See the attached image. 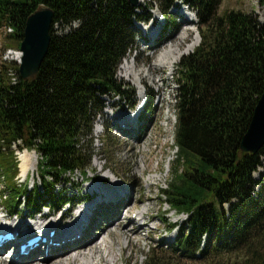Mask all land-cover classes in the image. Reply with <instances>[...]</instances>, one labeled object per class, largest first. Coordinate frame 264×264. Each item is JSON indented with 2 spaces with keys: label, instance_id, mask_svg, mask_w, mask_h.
Listing matches in <instances>:
<instances>
[{
  "label": "trees",
  "instance_id": "1",
  "mask_svg": "<svg viewBox=\"0 0 264 264\" xmlns=\"http://www.w3.org/2000/svg\"><path fill=\"white\" fill-rule=\"evenodd\" d=\"M176 2L195 12L199 43L175 66L180 169L161 190L168 209L186 215L173 251L197 259L243 251L240 264H264V174L253 177L264 145L255 154L238 149L264 91V22L237 10L218 15L220 0H147L146 8L127 0H0V54L18 50L25 20L38 6L53 11L49 45L34 80H21L17 63L0 55L4 208L13 216L22 197L32 214L72 202L64 187L76 172L87 178V146L104 97L132 104L133 92L127 98L115 75L133 47L134 23L149 18L138 11L156 3L168 17ZM12 146L36 154L39 181L30 191L14 181ZM155 256L145 264H167Z\"/></svg>",
  "mask_w": 264,
  "mask_h": 264
},
{
  "label": "rangeland",
  "instance_id": "2",
  "mask_svg": "<svg viewBox=\"0 0 264 264\" xmlns=\"http://www.w3.org/2000/svg\"><path fill=\"white\" fill-rule=\"evenodd\" d=\"M145 3L147 0H142L137 5L143 7ZM178 3L180 2H176ZM180 5L187 17L175 16L173 13H177L174 12L177 8L171 7L166 12L168 17L165 18L163 37L160 38L162 40L159 39L158 45L151 49H147L148 45L142 43V36L139 35H144V32L140 30L137 32L135 25L133 47L122 59L115 77L120 90H126L127 98H130L133 92L132 99L136 100L140 92L147 95L149 101L144 105L145 110L138 116L137 111L125 106L129 103L128 100L125 104L122 99L120 102L116 97L114 99L104 97V108L96 117L92 141L87 146L92 155L87 178L76 172L71 176L72 182L64 187L69 192L68 196L72 202L66 203L60 212L43 208L40 213L33 215L26 207L25 197H22L19 199V206L14 209V215L10 216L2 202L3 184L0 183V228H19L28 234L53 226L56 227L57 233L61 234L67 231L72 223L79 222L77 216L89 211L87 205L95 204L93 218L87 230L83 231V237L88 241L85 244L81 243L85 249L72 251V248L58 257L59 264H145L147 256L155 255L157 260L165 261L167 264L241 263L245 256L243 251L221 254V256L210 254L204 259H197V254L195 258H187L186 254L173 251L175 247L172 245L178 225L185 220L186 215L169 210L164 204L161 190L166 188L174 169H180L175 161L174 147L175 80L177 79L175 66L181 56L191 52L199 43L195 12L181 3ZM151 7V9L144 8L138 13L149 15L147 26L154 21V18L156 21L153 25L160 26L162 21H157L161 13L157 4L153 3ZM229 10L252 13L259 22H264V5H260L257 0H220L216 14L221 15ZM188 19L190 22H187ZM171 36L175 38L171 39ZM169 51L179 52L178 59L171 66L168 63L171 60ZM0 55L1 58L4 57V54ZM164 57L168 58L163 60L160 68L159 62ZM149 68L154 70L148 71ZM139 77L142 83H139ZM114 118L117 120L126 118L128 129L133 131L124 133V127L115 122ZM136 120L139 125L138 131L130 127V125L134 126ZM11 149L16 163L14 181L30 191L32 183L36 179L39 181L36 176V154L32 150H18L15 146ZM21 159L26 163L23 168ZM260 174H264V156L261 157V166L253 177L257 179ZM122 188L129 189L130 192L124 196L118 212L110 208V205L104 206L98 203L99 195L95 199L93 197L91 202L88 200L87 193L91 191L99 193L108 189L122 191ZM76 189L80 191L76 192ZM16 215L21 216L20 219ZM26 215L33 217L27 220ZM42 215L46 217L43 218ZM2 216L8 217L9 221H3ZM171 223L176 226L170 231ZM27 225H31V229L27 228ZM7 248H3L2 253L0 252V264H52L57 257L44 256L47 253L42 254L41 257L35 254L29 260L10 262L7 256L9 252L5 251Z\"/></svg>",
  "mask_w": 264,
  "mask_h": 264
},
{
  "label": "bare ground",
  "instance_id": "3",
  "mask_svg": "<svg viewBox=\"0 0 264 264\" xmlns=\"http://www.w3.org/2000/svg\"><path fill=\"white\" fill-rule=\"evenodd\" d=\"M141 1L142 0H137V4L140 3ZM176 8H177V10H174V12H177L178 14L173 13L175 16L178 15V17H180V18L187 17V15H185V13H186L185 10H183V8L181 7L180 4H176V6H174V9H176ZM159 15H160L159 16L160 19L157 22L162 21L160 26L158 24H156L155 26L153 25L154 22L156 21L155 18L153 19L154 21L152 20L153 22L148 23L149 24L148 26H147V22H146L147 20H145V21L142 20V21H138L137 23H134V27H135V25L137 26L136 31L140 30L141 32L142 31L144 32V35H139V36H142V38H141L142 43H144L145 45H148L147 49H151L154 46H157L158 45L157 41L162 40L160 38L163 37V32H164L163 28H164V25L166 24L165 18H167V17L164 16L162 13ZM187 22H190V19H188ZM170 38L174 39L175 37L171 36ZM170 38H168V39L170 40ZM176 51H177V49H176ZM173 52L174 51H169V54L171 56V58H170L171 60H170V62H168V61L167 62L170 64V66L176 62V60L178 59V56H179V54H178L179 52L178 53L177 52L173 53ZM167 58L168 57H164L163 59L160 60V62H159L160 68H161V65L163 63V60H166ZM149 70L153 71L154 68H149L148 71ZM139 78H138V81L140 80L139 83H142L141 78L140 79ZM159 81H161V80H159ZM152 82H153V80H152ZM148 101H149V98L147 97V95H143L142 93L138 92L136 100L133 99V103L130 104V106H127V105H125V106L128 109L137 111L138 116H139L141 114V112H143L145 110L146 107L144 108V105L147 104ZM114 121L120 123L121 126L124 127V133H129V131L132 130V129L131 130L128 129L129 126H127L128 121L126 118H124L123 120L119 119V118L117 120L116 118H114ZM130 127L133 128L134 130L138 131L139 125L137 124V120L134 123V126L132 127L130 125ZM137 127H138V129H136ZM95 133L96 134L98 133L97 129H95ZM20 161L22 163V168H23L26 164L24 162L25 160L21 159ZM24 171L25 170L23 169L22 172H24ZM122 189H123L122 191H117L115 189H113V190L108 189V190L101 191V193H99L97 191H91L90 193H87L88 194V200H89V202H91L93 197L95 199V197L97 195H99L100 200L98 203L103 204L104 206L110 205L111 206L110 208H114V211L118 212L117 210L119 209V207L121 205V201L124 199V196L126 194H129V192H130L129 189H126V188L125 189L122 188ZM87 206H88L87 208H89V211L86 212V214H84L82 216H77L79 218V222L77 221V223H72V225L69 227V229L67 231H64L61 234L57 233L56 227L53 228V226L50 228L44 227V229L36 230L34 232H30V233L26 234V236H21V233H20L21 230L19 228H15V229L9 228V227L0 228V233H2L3 235L11 234L13 237V239L10 241L0 240V252L2 251L3 248L5 249L8 247L7 249H9V248L15 247L13 250H10V251H7V249H6V252H9L12 254L9 258L10 262H16V261H19L21 259H23V261L32 259L31 257L35 254L39 255L38 257H41V255L38 254L37 252L39 250H44V251L48 252L44 256H48V255L49 256H53V255L57 256L55 258V263L59 264L60 258H58V257H60L64 253H67L72 248H73L72 251H74V249H76V251H80V250L85 249V247L83 246V244L81 245V243L83 242L85 244V242H88V241L83 237V231L87 230L89 222H90L91 218H93V213H94V209H93L94 207L93 206H95V204H93V205L89 204ZM49 209L50 208H48V211H49ZM60 211L61 210H58L55 212H60ZM40 212L41 211H39L38 213H40ZM35 214H37V213H35ZM33 215L32 216L26 215L25 217L27 218V220H31ZM16 217L18 219H20L21 216L16 215ZM41 217L45 218L46 215H42ZM1 219L5 222L9 221V218L5 217V216H2ZM30 227H31L30 225H27V228L31 229ZM28 237H30L31 239H37V241L34 243V244H37V246L34 247V246H28L25 244L24 245V251H28V252L26 255H24L20 251V248L18 245L22 244V241L24 239H28ZM42 240L44 242H41ZM89 251H91V250H89ZM90 253H92V251ZM80 255H83V254H80ZM75 256H78V255H75ZM55 263L53 262L52 264H55Z\"/></svg>",
  "mask_w": 264,
  "mask_h": 264
},
{
  "label": "water",
  "instance_id": "4",
  "mask_svg": "<svg viewBox=\"0 0 264 264\" xmlns=\"http://www.w3.org/2000/svg\"><path fill=\"white\" fill-rule=\"evenodd\" d=\"M131 6L137 0H127ZM53 11L38 6L25 20L17 57V73L21 80H34L45 57L50 41ZM264 145V91L258 97L238 149L241 153L255 154Z\"/></svg>",
  "mask_w": 264,
  "mask_h": 264
},
{
  "label": "built area",
  "instance_id": "5",
  "mask_svg": "<svg viewBox=\"0 0 264 264\" xmlns=\"http://www.w3.org/2000/svg\"><path fill=\"white\" fill-rule=\"evenodd\" d=\"M7 32H10V29H6ZM4 57L2 59H11L16 61L19 56L18 50H6L4 53Z\"/></svg>",
  "mask_w": 264,
  "mask_h": 264
}]
</instances>
